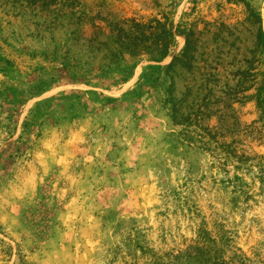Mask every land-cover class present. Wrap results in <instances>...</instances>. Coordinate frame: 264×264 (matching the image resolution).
Returning a JSON list of instances; mask_svg holds the SVG:
<instances>
[{
  "label": "rangeland",
  "instance_id": "rangeland-1",
  "mask_svg": "<svg viewBox=\"0 0 264 264\" xmlns=\"http://www.w3.org/2000/svg\"><path fill=\"white\" fill-rule=\"evenodd\" d=\"M261 29L264 0H0V264H264Z\"/></svg>",
  "mask_w": 264,
  "mask_h": 264
},
{
  "label": "trees",
  "instance_id": "trees-1",
  "mask_svg": "<svg viewBox=\"0 0 264 264\" xmlns=\"http://www.w3.org/2000/svg\"><path fill=\"white\" fill-rule=\"evenodd\" d=\"M254 16H255L256 22L262 24L261 16L255 15V14H254ZM259 39L262 40L263 47H264V33H263L262 29H261V35H260ZM188 42H189V40H188ZM161 52H162V55L164 56L166 54V52H168V48H162ZM257 105H258V108L264 114V87H261L259 89V94L257 96ZM187 138L189 140L190 137H187ZM226 155L227 156L225 158V162H229L228 160H230V159H235L237 162H241V163L246 161L244 159V156L240 157L237 155V153H234L232 151H227ZM176 260L181 261L182 264H204V263H206V261L204 259V255L201 253L200 249H188L185 254L180 255L179 257L176 258Z\"/></svg>",
  "mask_w": 264,
  "mask_h": 264
}]
</instances>
